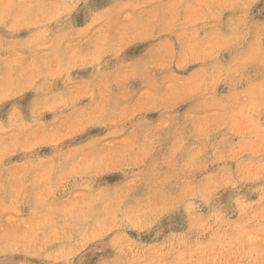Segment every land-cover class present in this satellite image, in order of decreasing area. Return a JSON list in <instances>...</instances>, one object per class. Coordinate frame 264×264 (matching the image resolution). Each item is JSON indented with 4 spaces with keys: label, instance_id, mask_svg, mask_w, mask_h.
Wrapping results in <instances>:
<instances>
[{
    "label": "rangeland",
    "instance_id": "374dc122",
    "mask_svg": "<svg viewBox=\"0 0 264 264\" xmlns=\"http://www.w3.org/2000/svg\"><path fill=\"white\" fill-rule=\"evenodd\" d=\"M0 264H264V0H0Z\"/></svg>",
    "mask_w": 264,
    "mask_h": 264
}]
</instances>
